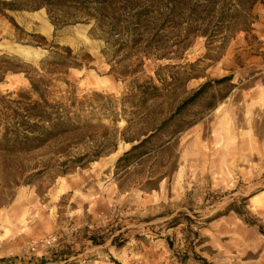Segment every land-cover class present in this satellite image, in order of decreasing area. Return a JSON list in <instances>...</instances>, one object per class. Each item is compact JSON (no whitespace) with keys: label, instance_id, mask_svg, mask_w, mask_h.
Returning a JSON list of instances; mask_svg holds the SVG:
<instances>
[{"label":"rangeland","instance_id":"1","mask_svg":"<svg viewBox=\"0 0 264 264\" xmlns=\"http://www.w3.org/2000/svg\"><path fill=\"white\" fill-rule=\"evenodd\" d=\"M132 1L142 5L153 0ZM250 15L254 21L246 32L209 34L212 42L226 44L223 51L207 52L206 39L189 33L191 23L184 21L158 34L171 60L157 61L155 56L163 53L149 51L152 33L124 63L119 62L130 50L108 58L118 45L106 50L101 40L91 38L94 22L87 24L84 15L74 14L79 23L60 29L45 9L0 15V55L38 67L50 44L59 51L69 48L81 64L68 72L74 96H111L117 116L118 100L133 80L117 79L118 72L136 69L140 60L144 64L134 76L140 80L170 66L159 70L171 83L160 120L206 82L232 78L212 84L177 117L175 128L183 131L167 150L117 169L116 160L130 147L119 141L125 121L117 117L115 125L99 109L106 99L93 103L92 113L86 108L83 116L94 114L90 122L100 126L98 136L116 137V153L85 169L61 167L99 150L106 142L96 137L73 141L67 158L47 151L25 159L0 155V264H264L263 7L257 5ZM73 21L64 17L62 23ZM125 40L121 48H134ZM24 50L35 58L26 60ZM58 88L66 95L63 83ZM27 90L21 75H8L0 84V96ZM21 167L28 170L21 173Z\"/></svg>","mask_w":264,"mask_h":264},{"label":"trees","instance_id":"2","mask_svg":"<svg viewBox=\"0 0 264 264\" xmlns=\"http://www.w3.org/2000/svg\"><path fill=\"white\" fill-rule=\"evenodd\" d=\"M257 5L264 9V0H229L228 3H225V0H153L142 5L132 0H0V15L6 17L7 13L45 9L52 24L59 29L62 26L79 23L76 17L84 15L87 24L89 21L94 22L90 30L91 38L101 40L107 47L106 50L118 45L119 48L111 51L108 58L114 60L125 49L130 50L119 62L124 63L135 56L137 53L135 47L152 33L155 41L149 46V51L163 53L155 56L157 61L171 60L166 49L157 40L158 34L167 25L180 26L184 21L191 23L187 27L189 33L195 32V35L206 39L207 52L211 48L223 51L226 44L212 42L209 34L224 35L239 28L246 32L248 25H252L254 21L250 13ZM216 9H219V12ZM62 10L73 11L76 17L74 14L62 16L59 14ZM231 11L235 13L224 15ZM198 12L206 14V18H193L192 16ZM186 13L189 16L183 18ZM214 13L215 15H212ZM64 17L74 21L62 23ZM192 24L198 26L193 27ZM123 39H126L124 44L131 43L134 48H121L119 44ZM184 47L186 46L180 49ZM47 50L48 55L40 61L38 67L8 54L0 55V84L5 82L8 75H21L28 83L26 92L6 91L5 96H0V155L25 159L47 151L56 157H66V152L73 141L79 144L96 137L106 142L98 147L99 150L67 160L61 167L85 169L90 164L116 153L118 148L116 137L109 134L98 136L95 129L100 126L92 125L90 122L94 115L90 114L94 111L93 103H100L101 99H106L108 102L100 104L99 109L106 113L105 117L110 118L115 125L118 122L117 117L125 121L126 127L119 141L130 147L116 160L117 169L129 161L138 162L152 152L167 150L174 138L183 131L179 127L175 128L177 117L188 106L194 104L212 84L221 85L232 79L226 77L206 82L167 117L160 120L165 113L162 114L161 107L171 94L169 91L171 83L167 78L159 76V70L161 72L170 66L160 68L154 73V77L140 80L134 78L144 64V61L140 60L136 64V69L126 68L118 72L117 79L133 80L126 85L125 93L118 100L120 113L117 116L114 111L117 106L111 101V96L92 93L90 98L84 96L80 100L74 96V90H70L71 84L67 79L68 72L70 69L80 68L81 64L76 62L69 48L59 51L58 47L50 44ZM102 53L107 56L105 51ZM58 83L66 86V95H62ZM12 97L15 98L11 99ZM157 103L160 104L156 105ZM86 108L90 113L83 116ZM27 170L25 167L20 168L21 173ZM91 241L93 244L96 243Z\"/></svg>","mask_w":264,"mask_h":264},{"label":"bare ground","instance_id":"3","mask_svg":"<svg viewBox=\"0 0 264 264\" xmlns=\"http://www.w3.org/2000/svg\"><path fill=\"white\" fill-rule=\"evenodd\" d=\"M21 55L24 56L26 60L27 59L31 60V59L35 58L34 53H30L29 51H26V50L22 51ZM113 156H116V155H113Z\"/></svg>","mask_w":264,"mask_h":264}]
</instances>
